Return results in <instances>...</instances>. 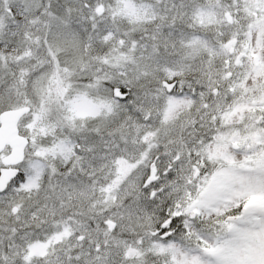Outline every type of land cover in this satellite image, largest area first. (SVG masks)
Segmentation results:
<instances>
[{"label":"snow or ice","instance_id":"1","mask_svg":"<svg viewBox=\"0 0 264 264\" xmlns=\"http://www.w3.org/2000/svg\"><path fill=\"white\" fill-rule=\"evenodd\" d=\"M0 264H264V0H0Z\"/></svg>","mask_w":264,"mask_h":264}]
</instances>
